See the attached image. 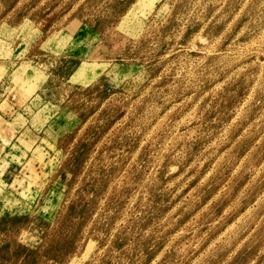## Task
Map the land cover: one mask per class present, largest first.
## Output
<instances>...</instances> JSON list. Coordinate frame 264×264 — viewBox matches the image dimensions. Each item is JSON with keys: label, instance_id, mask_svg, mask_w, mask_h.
I'll return each instance as SVG.
<instances>
[{"label": "rangeland", "instance_id": "rangeland-1", "mask_svg": "<svg viewBox=\"0 0 264 264\" xmlns=\"http://www.w3.org/2000/svg\"><path fill=\"white\" fill-rule=\"evenodd\" d=\"M0 264H264V0H0Z\"/></svg>", "mask_w": 264, "mask_h": 264}, {"label": "bare ground", "instance_id": "bare-ground-1", "mask_svg": "<svg viewBox=\"0 0 264 264\" xmlns=\"http://www.w3.org/2000/svg\"><path fill=\"white\" fill-rule=\"evenodd\" d=\"M34 85V84H33Z\"/></svg>", "mask_w": 264, "mask_h": 264}]
</instances>
